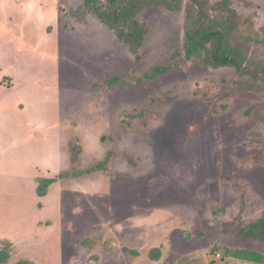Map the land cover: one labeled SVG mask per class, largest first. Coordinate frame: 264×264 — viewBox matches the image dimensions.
<instances>
[{"label": "rangeland", "instance_id": "obj_1", "mask_svg": "<svg viewBox=\"0 0 264 264\" xmlns=\"http://www.w3.org/2000/svg\"><path fill=\"white\" fill-rule=\"evenodd\" d=\"M21 1L0 3V22L25 34L20 43L0 33V64L18 76L0 87L6 264H252L225 248L264 258V240L239 234L264 212V83L249 88L233 67L186 60L184 10L140 13L149 32L136 57L92 14L62 17L83 0H35L36 13L20 15ZM229 1L233 45L264 62V44L243 39L264 38V0ZM158 66L169 70L146 79ZM108 153L105 171L58 178L40 194L37 178Z\"/></svg>", "mask_w": 264, "mask_h": 264}, {"label": "trees", "instance_id": "obj_2", "mask_svg": "<svg viewBox=\"0 0 264 264\" xmlns=\"http://www.w3.org/2000/svg\"><path fill=\"white\" fill-rule=\"evenodd\" d=\"M160 6L172 12L184 10V42L182 51L188 61H200L205 66L212 68L233 67L238 76H249L254 83L246 84L238 81L239 86L247 85L253 88L258 81L264 83V62L247 53L240 47L234 46L231 38L238 30V15L232 8L229 0H83L75 10L69 9L62 17H78L85 22L84 15L92 14L123 43L134 56H139V49L149 32V26L139 20L138 15L146 8ZM264 32V28L262 29ZM259 32L243 36L246 42L263 43L264 38L259 39ZM168 66H158L145 75L149 81L168 72ZM116 82V78H110L108 82ZM145 110L136 114H129L130 118L143 117ZM264 122V118H263ZM79 146L70 145V161L74 165L78 159ZM110 153L106 157L84 170H77L59 174L53 179H39V192L46 193L48 185L58 178H77L92 172L107 169ZM239 234L248 239L264 240V212L263 214L239 229ZM0 264H6L11 256V244L0 240ZM218 247H213L211 254L215 255ZM157 254L151 255L152 260L159 259ZM224 256H231L242 262L263 264L261 253L247 249H224ZM13 264H31L26 260H18Z\"/></svg>", "mask_w": 264, "mask_h": 264}, {"label": "crops", "instance_id": "obj_3", "mask_svg": "<svg viewBox=\"0 0 264 264\" xmlns=\"http://www.w3.org/2000/svg\"><path fill=\"white\" fill-rule=\"evenodd\" d=\"M4 1H8V0H0V3H2V2H4ZM11 1V0H10ZM35 0H31V1H29V0H22L21 1V7L19 8V11H20V15H21V13H22V10L25 12L26 10H27V12H31V13H36V11H34V10H36V9H34V7H32V6H29L30 5V2H34ZM40 1L41 0H36V4L41 8L42 6H41V4H40ZM27 2V4H24V3H26ZM24 5V6H23ZM24 7V8H23ZM42 12V11H41ZM2 21V20H1ZM5 21H2V22H0V33L2 34L3 32L5 33V35H7L6 33H8L9 32V36H11V38L15 41V42H20L19 41V39H23L24 38V33H22V32H18L17 30H15V33H13V35L11 34L13 31H11V28H13L11 25H9V24H6V23H4ZM6 29L8 30V32L6 31ZM8 39V38H7ZM21 42H23V41H21ZM20 42V43H21ZM2 44H3V42H0V54H2V52H3V50L1 49L2 48ZM18 44V43H17ZM23 48V47H22ZM21 48V49H22ZM32 48H34V47H32ZM18 53L16 52L15 53V59H18ZM11 56H13V55H11ZM0 60H1V57H0ZM16 69H14V66L12 65V67L11 68H8V67H6L5 65H3L2 63L0 64V87H2V86H7V87H9V85L6 83V81L5 80H7V79H10V83L14 80H16L17 79V73H16V71H15ZM9 83V84H10ZM11 86H13V85H11ZM10 86V87H11Z\"/></svg>", "mask_w": 264, "mask_h": 264}]
</instances>
